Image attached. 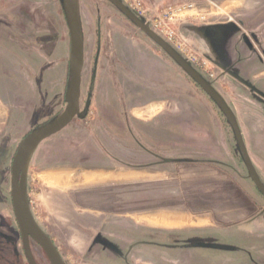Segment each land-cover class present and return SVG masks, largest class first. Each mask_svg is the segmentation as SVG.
<instances>
[{
	"label": "rangeland",
	"instance_id": "obj_1",
	"mask_svg": "<svg viewBox=\"0 0 264 264\" xmlns=\"http://www.w3.org/2000/svg\"><path fill=\"white\" fill-rule=\"evenodd\" d=\"M140 2L151 19L184 9L170 29L188 57L219 71L220 81L197 72L235 117L264 186V0H151L149 12ZM79 15V111L88 114L38 146L25 183L61 261L264 264V198L218 107L106 0H79ZM214 21L212 56L187 30ZM69 53L61 0H0V241L17 255L11 161L24 137L64 111ZM128 128L149 153L133 151Z\"/></svg>",
	"mask_w": 264,
	"mask_h": 264
},
{
	"label": "water",
	"instance_id": "obj_2",
	"mask_svg": "<svg viewBox=\"0 0 264 264\" xmlns=\"http://www.w3.org/2000/svg\"><path fill=\"white\" fill-rule=\"evenodd\" d=\"M106 1L114 6L139 31L153 41L218 107L233 132L249 179L258 193L264 198V186L253 169L235 117L223 100L199 75L197 72L198 70L189 61L167 42L155 35L149 27L141 19L135 17L124 4L119 0ZM61 5L70 39L69 81L65 96L66 106L57 119L36 129L22 139L15 151L10 167L11 206L20 233L24 256L28 264H36L30 251V240L40 247L50 264H64L57 250L33 220L27 205L25 183L30 159L41 143L60 133L71 124L75 118L83 120L86 116V112L79 113L80 81L83 66V35L79 15V0H61Z\"/></svg>",
	"mask_w": 264,
	"mask_h": 264
},
{
	"label": "built area",
	"instance_id": "obj_3",
	"mask_svg": "<svg viewBox=\"0 0 264 264\" xmlns=\"http://www.w3.org/2000/svg\"><path fill=\"white\" fill-rule=\"evenodd\" d=\"M119 1L122 4H124L134 14L135 17L141 19L155 35L163 39L170 46H172L177 52H179L200 73H202L211 80L218 77L217 75L219 71L208 59L202 58L203 60L197 62L196 58L188 57L185 54V51L182 50L181 44L176 39V34L174 33L173 30L170 29V24L173 25L177 21L176 17H182L184 15V9L182 8H178L175 10L169 9L167 12L163 14V16L165 17L164 19H161L159 15L158 16L156 15L154 16V18L151 19L145 16V12L143 10L140 0H119Z\"/></svg>",
	"mask_w": 264,
	"mask_h": 264
},
{
	"label": "crops",
	"instance_id": "obj_4",
	"mask_svg": "<svg viewBox=\"0 0 264 264\" xmlns=\"http://www.w3.org/2000/svg\"><path fill=\"white\" fill-rule=\"evenodd\" d=\"M162 3L164 2V0H161ZM151 0H145V6H146V10L147 12L150 11L151 8ZM221 22H211V23H204L202 27H200L199 29H194L193 25H189L191 26V29L187 30V32L189 33V38L196 44V46L198 47L199 50L203 51L205 54H209V55H216V51H217V47H215L214 43H213V36L209 37L207 36V31L208 30H215L217 29L218 25ZM188 25H185L184 27H186ZM183 28V27H181ZM185 29V28H184ZM218 36V40L220 41V37ZM7 89V88H6ZM6 94V92L4 93V95ZM8 97V96H7ZM10 97V96H9ZM11 98V97H10ZM5 103L7 104V109L9 110V116L8 119L10 117V111L13 109L12 108V104H15L16 101L12 100V99H8L7 101L5 100Z\"/></svg>",
	"mask_w": 264,
	"mask_h": 264
},
{
	"label": "flooded vegetation",
	"instance_id": "obj_5",
	"mask_svg": "<svg viewBox=\"0 0 264 264\" xmlns=\"http://www.w3.org/2000/svg\"><path fill=\"white\" fill-rule=\"evenodd\" d=\"M82 72H83V67H82ZM82 72H81V81H80V93H81V84H82V77H83L82 76ZM213 80L220 81L219 78H215ZM79 97H80V94H79ZM79 113H81V112L79 111ZM87 114H88V112H86L85 118L87 117ZM75 119H78V118H75ZM129 130H130V128L127 129L128 132H129ZM10 178H11V176H10ZM10 190H11V187H10ZM10 200H11V198H10ZM17 229H18V227H17ZM18 233H19V230H18ZM19 239H20V246H21L20 247L21 251H20L19 255H17L15 253V250H14V248H13V246L11 244H8V243H5L3 241H0V252L2 253L1 254L2 255V259L4 261L3 264H28V262H27V260L25 259V256H24L20 233H19ZM29 247H30V251H31L32 257H33V259H34L36 264H50L48 262L47 258L45 257L44 253L40 249V247L37 246L31 240L29 242Z\"/></svg>",
	"mask_w": 264,
	"mask_h": 264
},
{
	"label": "trees",
	"instance_id": "obj_6",
	"mask_svg": "<svg viewBox=\"0 0 264 264\" xmlns=\"http://www.w3.org/2000/svg\"><path fill=\"white\" fill-rule=\"evenodd\" d=\"M129 133V134H128ZM131 133V134H130ZM134 133L135 134H137V135H139L140 136V139H141V136H142V138H143V135H140V133L138 134V132L136 133V131H134ZM113 135V134H112ZM127 135H128V137H135V136H132L133 135V133L132 132H128L127 131ZM114 136V135H113ZM130 137V138H131ZM132 140H131V142H133L134 143V145H135V149H136V151L135 150H133L135 153H141V154H144V152H147V153H149L148 151H146V149H145V146L143 145V144H141L142 142L139 140V139H135V140H133V138H131ZM142 140V139H141ZM135 141V142H134ZM103 145V147L105 148V144L103 143L102 144ZM160 146V145H159ZM159 148H161V150H162V152H165V148H164V146H160ZM138 149V150H137ZM107 150L108 151H112L111 149H110V147L109 148H107ZM111 153V152H110ZM138 158H144L143 156H141V155H139V156H137L135 159H138ZM116 160H117V158H116ZM117 161H119V160H117ZM126 164V163H125ZM127 166V165H126ZM129 166H131V167H146L147 165H129Z\"/></svg>",
	"mask_w": 264,
	"mask_h": 264
},
{
	"label": "bare ground",
	"instance_id": "obj_7",
	"mask_svg": "<svg viewBox=\"0 0 264 264\" xmlns=\"http://www.w3.org/2000/svg\"><path fill=\"white\" fill-rule=\"evenodd\" d=\"M227 8H228V7H226V8H224V9H222V11H223V12H225Z\"/></svg>",
	"mask_w": 264,
	"mask_h": 264
}]
</instances>
